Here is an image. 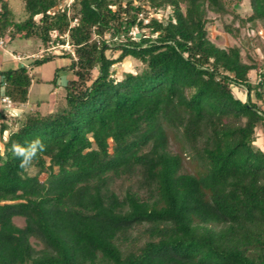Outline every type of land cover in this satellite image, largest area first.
I'll list each match as a JSON object with an SVG mask.
<instances>
[{"label":"trees","instance_id":"16d2710c","mask_svg":"<svg viewBox=\"0 0 264 264\" xmlns=\"http://www.w3.org/2000/svg\"><path fill=\"white\" fill-rule=\"evenodd\" d=\"M240 3L24 0L18 19L0 0V40L45 52L0 69V264H264V56L246 61L208 30L210 12L232 14L235 35L264 22V0L247 16ZM60 57L64 103L11 119L3 97L20 111L33 67ZM128 57L142 69L118 78Z\"/></svg>","mask_w":264,"mask_h":264},{"label":"rangeland","instance_id":"374dc122","mask_svg":"<svg viewBox=\"0 0 264 264\" xmlns=\"http://www.w3.org/2000/svg\"><path fill=\"white\" fill-rule=\"evenodd\" d=\"M72 0H67L71 3ZM12 8L14 9L17 18L23 19L25 17L24 0H10ZM168 8L165 11L159 12L158 17L167 16L170 13ZM238 13L242 16H247L251 10L248 0H241L240 5L237 7ZM209 16L212 22L208 25L210 38L222 47H229L233 45H239L242 48V55L246 61L251 62V58H258L264 56V22L259 23L255 28L249 26L239 28V34L235 35L227 30L226 24H232L238 28L240 23L234 18L232 14H227L222 17H218L217 14L210 12ZM62 47L55 45L51 48V51L56 54L62 53ZM44 46L42 42L37 38H25L16 37L13 40H6L4 45L0 46V69L17 68L21 65L28 66L36 57L44 54ZM110 54V51L108 52ZM14 54H20L23 56L21 60H15ZM17 57H19L17 55ZM67 59L57 58L56 60L49 61L41 66H34L32 70L33 81L30 87L29 98L27 103L22 106L20 111L9 109L11 119L21 116L23 111L28 109L40 108L44 113L54 111L64 103V85L65 83H59L53 81L56 73V69L60 64H66ZM115 74L118 78L122 77V74L126 71H139L142 69L140 61L133 57L126 58L123 62L114 66ZM61 75L60 82L64 80V76L68 79L71 74L68 70H60ZM252 77L255 78V71L252 72ZM236 94L242 99H246L245 89H238L233 87ZM171 148L174 152H183L184 142L172 136ZM256 144L264 149V129L258 130V138ZM184 153V152H183ZM185 168L189 172H196L197 165L193 162L189 155L185 154ZM36 170L32 169L31 173ZM45 174L42 175V178ZM16 223L23 225L24 219L21 217L15 218Z\"/></svg>","mask_w":264,"mask_h":264},{"label":"clouds","instance_id":"9594fccd","mask_svg":"<svg viewBox=\"0 0 264 264\" xmlns=\"http://www.w3.org/2000/svg\"><path fill=\"white\" fill-rule=\"evenodd\" d=\"M43 147H44L43 144L39 140L35 141L34 147L32 149V153H33L32 156L29 157L27 160H23L22 164L26 165V164L30 163L31 160L34 159L35 156L38 154V151L41 150Z\"/></svg>","mask_w":264,"mask_h":264},{"label":"crops","instance_id":"0c3cea01","mask_svg":"<svg viewBox=\"0 0 264 264\" xmlns=\"http://www.w3.org/2000/svg\"><path fill=\"white\" fill-rule=\"evenodd\" d=\"M17 55L19 56V57H17ZM14 54V59L15 60H21L22 58H23V56H21L20 54ZM59 59V58H58ZM0 61H1V59H0ZM62 64H60V66H61ZM22 66V65H21ZM28 66H30V64L28 65ZM59 67V66H58ZM2 69V68H1ZM66 77L67 76H64V80L62 81V82H60V79H61V75H60V73H58V78L56 79V81H58V83H56L57 85H60L61 83H65L66 81H67V79H66ZM60 83V84H59Z\"/></svg>","mask_w":264,"mask_h":264},{"label":"built area","instance_id":"2783aa9c","mask_svg":"<svg viewBox=\"0 0 264 264\" xmlns=\"http://www.w3.org/2000/svg\"><path fill=\"white\" fill-rule=\"evenodd\" d=\"M4 44H5L4 43V40H0V46L1 45H4ZM2 101L5 103V105H6V107L8 109H11L13 103H12V100L8 96H4L3 99H2Z\"/></svg>","mask_w":264,"mask_h":264}]
</instances>
